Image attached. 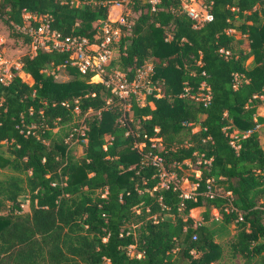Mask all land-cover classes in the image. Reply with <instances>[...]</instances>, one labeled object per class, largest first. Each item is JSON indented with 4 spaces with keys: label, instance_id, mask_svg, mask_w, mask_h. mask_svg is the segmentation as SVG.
I'll list each match as a JSON object with an SVG mask.
<instances>
[{
    "label": "trees",
    "instance_id": "16d2710c",
    "mask_svg": "<svg viewBox=\"0 0 264 264\" xmlns=\"http://www.w3.org/2000/svg\"><path fill=\"white\" fill-rule=\"evenodd\" d=\"M74 1L0 0V21L23 46L29 38L10 23L22 24L24 12L47 19L61 37L93 41V22L106 18L112 0ZM205 1L212 19L193 27L180 0L153 8L130 0L109 67L129 80L150 61L152 74L144 103L132 100L123 117L121 101L90 73L62 66L65 52L19 58L0 83V264H214L224 252L264 264V142L255 130L264 123L255 113L264 104V0ZM202 81L206 104L180 96L185 87L195 95ZM82 123L84 142L72 129ZM146 151L176 178L185 160H197L198 175L188 177L195 199L182 200L172 183L159 187ZM206 180L229 194L205 197ZM228 202L235 210L224 211ZM196 207L199 221L188 214ZM230 223L233 233L215 241Z\"/></svg>",
    "mask_w": 264,
    "mask_h": 264
},
{
    "label": "built area",
    "instance_id": "2783aa9c",
    "mask_svg": "<svg viewBox=\"0 0 264 264\" xmlns=\"http://www.w3.org/2000/svg\"><path fill=\"white\" fill-rule=\"evenodd\" d=\"M62 1L65 2L67 0ZM68 1L69 3H73V5L78 4V2L74 0ZM156 1L157 0H147V2L151 5V8H153L152 5ZM129 3L130 0L109 1L106 18L97 19L93 22V27L95 29L93 41H88L85 37L81 36L61 37L56 31L50 29L47 19L43 17H36L27 12L22 13V24H10L17 33L25 35L29 38V41L25 44L26 51L24 52V55L26 54L28 56H32L37 50H56L65 52L67 54V58L62 63V66H72L81 75L90 73L91 81L100 83L121 101L123 117L124 114L129 111L132 100L138 105H142L144 103L145 92L150 90L149 81L152 74V65L146 62L135 69L133 77L129 80L123 72L109 67V62L113 55V46L121 35V27L128 25V21L125 16L127 13L125 10L128 8L127 5ZM180 7L193 21V27H198L204 22H208L212 19V15L209 12V3L205 0H180ZM111 8L116 9L113 16H110ZM232 32V29H228L226 31V33ZM4 43L5 38L0 34L1 84L8 83L13 75L12 69L18 70L20 67L18 60L14 63L8 62L7 57L3 54ZM221 51L222 50H220V52ZM225 53L227 52L225 51ZM58 67L59 66L56 68L58 69ZM18 75L29 84L31 83L29 75L24 74L21 71ZM234 79H236V76H234ZM180 96L188 97L206 104L210 98L209 87L204 83V81H202L200 82L198 92L195 95L188 94V89L185 87ZM107 102L108 101H106V103ZM73 112H78L77 107L73 108ZM193 128L191 131H193ZM72 129L82 136L81 142H84L85 139L83 138V130L85 129V125L82 123ZM156 130L157 128H154V131ZM76 140L77 138L74 141ZM148 140L152 142L150 144L151 147L156 150H160L161 146L157 142V138L149 137ZM140 146L141 144L137 145L138 148H140ZM144 157L151 165L158 168L159 187H166L169 183H172L173 187L179 190V196L182 200H194L199 194V192L195 190L197 184L190 183L186 179L184 181L187 185L186 187L189 188L188 190L183 189L180 185L182 178H176L173 173L167 172L162 167L161 161L156 154L146 151L144 153ZM204 162H208V160H204ZM206 183L205 190L201 192L205 197L212 198L215 195L229 194V192L223 193L219 187L212 186L211 181L209 180H206ZM230 210H235V208L230 205V202H228V205L224 207V211L229 212ZM217 216L218 212L216 210L215 219L218 218ZM237 219L241 220V217L238 216Z\"/></svg>",
    "mask_w": 264,
    "mask_h": 264
},
{
    "label": "rangeland",
    "instance_id": "374dc122",
    "mask_svg": "<svg viewBox=\"0 0 264 264\" xmlns=\"http://www.w3.org/2000/svg\"><path fill=\"white\" fill-rule=\"evenodd\" d=\"M128 8L125 10L126 13H128ZM116 12L115 8H111L110 10V16H113ZM8 28L6 27V25L4 23H2V21H0V34L4 36L5 38V43H4V47H3V54L5 55V57H7L8 62L9 63H14L17 60H19V58L24 54V52L26 51V47L23 46L20 43V37L15 38L13 36H10L8 34ZM235 37L238 38L240 37L237 33H235ZM246 39L243 37L242 38V44L241 46L246 48ZM146 63H150V61H146ZM151 64V63H150ZM252 65L251 62V58H248L245 61V66L246 67H250ZM56 79H61V77H57ZM29 81V80H28ZM255 113L257 115L260 116H264V107L263 106H258L256 108ZM197 129V127L193 128V131H195ZM255 130L257 131L258 134V140L260 142V144H262L264 142V123L260 124V125H256ZM232 133H236V130H234ZM73 152L76 156L80 155L82 152V146L79 145L78 143L74 144V149ZM198 162L196 160V162H188V160L184 161V165H186L184 168H182V179L180 181V185L183 189L188 190L189 187H186V183H185V179L188 181V177L189 176H197L198 175V171H197V166ZM213 185V184H212ZM215 186V185H213ZM20 203H21V209L22 211H26L28 209V205H27V200L25 198H19ZM203 208H196V209H190L188 214L191 218H193L195 221H199L201 219V212ZM210 220L214 221L213 226L218 227L219 225V217L217 219H215V214L216 212L213 210V208L210 209ZM216 220V221H215ZM233 224L230 223L228 225L225 226L224 229L222 230H218L214 239L215 241H225L226 239H228V237L233 233ZM131 253H133V251H131ZM214 264H241V260L238 258H233L231 260H229L227 258V256L225 255L224 252V256L223 258Z\"/></svg>",
    "mask_w": 264,
    "mask_h": 264
},
{
    "label": "crops",
    "instance_id": "0c3cea01",
    "mask_svg": "<svg viewBox=\"0 0 264 264\" xmlns=\"http://www.w3.org/2000/svg\"><path fill=\"white\" fill-rule=\"evenodd\" d=\"M263 106L264 107V104H261L260 107ZM196 208H200V207H196ZM196 208H193V209H196ZM203 210V209H202ZM215 212H216V209H213Z\"/></svg>",
    "mask_w": 264,
    "mask_h": 264
}]
</instances>
